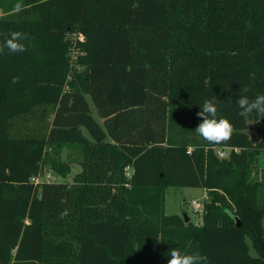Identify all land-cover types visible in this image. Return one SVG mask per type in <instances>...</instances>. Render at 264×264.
Masks as SVG:
<instances>
[{"label":"trees","instance_id":"1","mask_svg":"<svg viewBox=\"0 0 264 264\" xmlns=\"http://www.w3.org/2000/svg\"><path fill=\"white\" fill-rule=\"evenodd\" d=\"M0 13V46L27 36L0 52V264H167L173 248L264 264V120L235 105L241 88L264 94V0H0ZM213 96L234 129L219 144L195 133ZM62 148L72 182L32 183L44 168L65 180ZM170 187L206 191L200 225L165 214Z\"/></svg>","mask_w":264,"mask_h":264},{"label":"clouds","instance_id":"2","mask_svg":"<svg viewBox=\"0 0 264 264\" xmlns=\"http://www.w3.org/2000/svg\"><path fill=\"white\" fill-rule=\"evenodd\" d=\"M19 10L20 5H17ZM27 36L21 32H11L0 46V52L5 48L9 53H21L27 51L24 43ZM18 78L13 79V83H17ZM247 88H241L239 98L235 101V105L240 109L237 113L240 117L256 118V123L264 120V94H259L253 99H249L245 93ZM218 99L216 96L206 99L201 107V111L197 113V117L201 123L195 128V133L206 141L208 144H219L228 141L233 134L232 124L225 118H217ZM169 259L167 264H207V256L200 252H181L178 249H170L168 253ZM38 264V262H33Z\"/></svg>","mask_w":264,"mask_h":264},{"label":"rangeland","instance_id":"3","mask_svg":"<svg viewBox=\"0 0 264 264\" xmlns=\"http://www.w3.org/2000/svg\"><path fill=\"white\" fill-rule=\"evenodd\" d=\"M1 17V13H0ZM78 40H80V36L78 37ZM69 65L70 69L76 72H82L84 71V66L78 64L77 60V54L75 52H70L69 53ZM71 71V73H73ZM71 79V78H69ZM68 79V80H69ZM67 88H65V91ZM87 102L89 103V108L91 111V115L97 119V121L101 122L96 117V114L94 112V108L92 106V103L90 102V99L87 97ZM54 116H49L48 122L53 121ZM248 132L251 135H254L257 141L260 139V135L257 133L255 128L250 125L248 127ZM87 134L86 132H84ZM84 134V135H85ZM59 159H61L64 162H69L70 163V173L68 176L65 178V180H62L59 178L57 175L53 174V172L48 169L44 168L42 174L40 175L41 181L42 182H68L71 183L73 176L77 173L80 172V167L76 164V159H77V154L76 152H71L67 148H62L58 154ZM256 169L259 174H264V152L260 153L257 158L256 162ZM255 169V170H256ZM128 173H131V170H127ZM207 200V194L204 189L201 188H173L170 187L166 190L165 197H164V212L166 215H177L178 217H182L183 214L187 215L189 218V221L192 224H199L200 223V215L202 213L196 212L192 206V202H196L200 208L203 205V203ZM197 214V215H196ZM263 228H264V217H263ZM247 247H248V253L251 257H256V253L254 249L251 246V243L249 239H245Z\"/></svg>","mask_w":264,"mask_h":264},{"label":"built area","instance_id":"4","mask_svg":"<svg viewBox=\"0 0 264 264\" xmlns=\"http://www.w3.org/2000/svg\"><path fill=\"white\" fill-rule=\"evenodd\" d=\"M213 150L215 151V154L218 157V159H226V158H228V156H229V154H230L231 151L237 152L236 149L227 148V147L213 148ZM189 152H190V149L188 150V153ZM127 170H130V169L129 168L126 169V176L128 178H130L131 173H128ZM41 178H42L41 176L36 177V178H32L31 179V182L34 183V184L41 183L42 182L41 181ZM192 206H193V208H194V210L196 212L198 211V212L202 213L203 205L200 208V206L196 202H192Z\"/></svg>","mask_w":264,"mask_h":264},{"label":"water","instance_id":"5","mask_svg":"<svg viewBox=\"0 0 264 264\" xmlns=\"http://www.w3.org/2000/svg\"><path fill=\"white\" fill-rule=\"evenodd\" d=\"M251 138H252L253 143L257 142V139L255 138L254 135H251ZM182 218H183L185 224H187L189 222V218L187 217V215L183 214ZM235 221H236V226H239V221L237 219H235Z\"/></svg>","mask_w":264,"mask_h":264},{"label":"crops","instance_id":"6","mask_svg":"<svg viewBox=\"0 0 264 264\" xmlns=\"http://www.w3.org/2000/svg\"><path fill=\"white\" fill-rule=\"evenodd\" d=\"M100 120V119H99ZM99 124H102V120H101V122L99 121ZM197 215V214H196ZM201 216V215H200ZM200 220H201V217H200ZM201 224V221H200V223L199 224H194V225H200ZM264 229V228H263Z\"/></svg>","mask_w":264,"mask_h":264}]
</instances>
